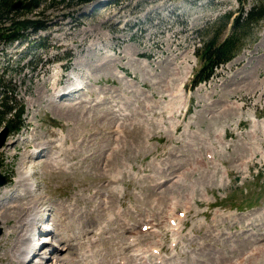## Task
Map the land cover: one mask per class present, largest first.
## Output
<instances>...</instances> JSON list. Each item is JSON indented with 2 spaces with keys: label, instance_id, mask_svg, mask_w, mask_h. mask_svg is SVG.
Instances as JSON below:
<instances>
[{
  "label": "rangeland",
  "instance_id": "374dc122",
  "mask_svg": "<svg viewBox=\"0 0 264 264\" xmlns=\"http://www.w3.org/2000/svg\"><path fill=\"white\" fill-rule=\"evenodd\" d=\"M62 6L38 10L41 31L0 43L26 124L0 148V264H19L25 243L41 250L23 264H142L133 238L162 243L147 264H264V19L193 86L197 50L227 35L238 0Z\"/></svg>",
  "mask_w": 264,
  "mask_h": 264
},
{
  "label": "trees",
  "instance_id": "16d2710c",
  "mask_svg": "<svg viewBox=\"0 0 264 264\" xmlns=\"http://www.w3.org/2000/svg\"><path fill=\"white\" fill-rule=\"evenodd\" d=\"M93 0H0V43L9 44L19 41L29 32L37 33L45 28L43 18L39 17L38 10L43 7L63 5L70 8ZM240 7L237 15L230 13L223 15V19L230 21V31L219 39L215 34L204 42L197 50L200 67L194 74L193 86L208 81L218 67L231 60L241 49L240 40H236L237 33L244 30V25L251 26L264 19V0H255L249 9H243V0H238ZM20 2L19 9L13 5ZM56 4V5H54ZM232 17V18H231ZM16 102L11 80L0 76V121L9 123L12 131H18L23 126L21 115L23 107Z\"/></svg>",
  "mask_w": 264,
  "mask_h": 264
},
{
  "label": "bare ground",
  "instance_id": "6f19581e",
  "mask_svg": "<svg viewBox=\"0 0 264 264\" xmlns=\"http://www.w3.org/2000/svg\"><path fill=\"white\" fill-rule=\"evenodd\" d=\"M80 84L81 83H76L75 84V88H77V89H80V88H82L81 86H80ZM68 91H65L64 92V94H66ZM56 95V94H55ZM63 95H62V93H61V95L60 96H57V97H62ZM60 99V98H59ZM28 144V143H27ZM25 145V144H24ZM35 152H36V150H35ZM114 152H116V151H114ZM36 156H39V153H38V155L36 154ZM110 156V155H109ZM109 158V157H108ZM56 168V167H55ZM29 177L30 176H26V178L27 179H29ZM23 180V179H22ZM25 180V179H24ZM19 181L21 182V179H19ZM19 181L17 182V183H19ZM34 212L32 213V214H29L27 217H26V219H25V221H26V223L25 222H23L22 224H21V229L23 230L24 229V226L25 225H29V226H31V228L32 227H34L35 225H36V223H38V222H35V220H36V218L38 217V214H39V210H37V208H34V210H33ZM28 222V223H27ZM44 230H40L39 229V234H41L40 236H43V237H45V236H48V235H46L45 233L47 232V234H50V235H52L53 234V230H48V229H46V228H43ZM45 230H46V232H45ZM81 234V233H80ZM49 235V236H50ZM63 240H61L60 242H59V244H58V246L56 247V249H55V251H59V250H62L63 249V247L64 246H67L68 245V243H69V240L70 239H68V238H62ZM34 240V239H33ZM30 242V241H32V238H28L27 237V239H25L24 240V242ZM129 242L131 243V247H132V249H131V254H130V257L132 258V259H137V260H140L141 261V263L142 264H147V261H146V257L145 256H142V255H146V253H147V251L146 250H143V249H141V248H139V246H137V243H136V241H135V239L133 238L132 240L130 239L129 240ZM44 243H46L45 241H44ZM28 244H30V243H25V245L23 246V247H21L22 248V250H21V252H16V257L18 258V260H19V264H23V263H25V261H28L29 263L30 262H32L33 261V259L34 260H36L38 257H40V255H38V254H40V250L41 249H39V247H37V248H35V246H31V247H29L28 248ZM41 244H43V243H41ZM40 246V245H39ZM91 250V249H90ZM18 251V250H17ZM50 251H52V250H50ZM158 251V250H157ZM39 252V253H38ZM30 253L31 254H33L32 256L30 255ZM49 254H52V252H50ZM83 256H84V254H83ZM83 256L81 255L80 257H79V261H82V262H85V263H87V260H86V258L84 257L83 258ZM56 258V256H52L51 258H49V260L50 259H55ZM58 259H56V261L54 262L55 264H57L58 262H60L61 264H78V262L77 261H75L74 262V260L72 259V260H69L68 258H67V261L65 262V263H63V261L62 260H60L61 258H59V257H57ZM121 260V259H120ZM46 261H47V259L45 258V259H42L41 261H39V262H37L36 264H46ZM110 263H111V261H110ZM81 264H83V263H81ZM112 264H120L119 263V261L117 262L116 261V259H114V261L112 262ZM123 264V263H122ZM140 264V263H139Z\"/></svg>",
  "mask_w": 264,
  "mask_h": 264
},
{
  "label": "water",
  "instance_id": "95a60500",
  "mask_svg": "<svg viewBox=\"0 0 264 264\" xmlns=\"http://www.w3.org/2000/svg\"><path fill=\"white\" fill-rule=\"evenodd\" d=\"M20 5H21L20 2H16L13 5V9H19ZM8 132H9V125H6V127L0 131V147L4 144ZM5 183H6V178L0 176V186L4 185ZM0 234H1V229H0Z\"/></svg>",
  "mask_w": 264,
  "mask_h": 264
}]
</instances>
